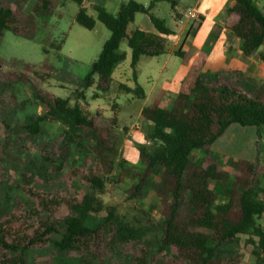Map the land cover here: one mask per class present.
I'll return each instance as SVG.
<instances>
[{"label":"trees","instance_id":"16d2710c","mask_svg":"<svg viewBox=\"0 0 264 264\" xmlns=\"http://www.w3.org/2000/svg\"><path fill=\"white\" fill-rule=\"evenodd\" d=\"M72 1L79 5V24L93 29L97 19L110 30V36L90 72L74 89L75 103L70 97L36 93L44 110L16 123L13 113L3 110L1 122L6 134L0 140V150L9 155L12 141L22 148L25 140L41 137L42 123L47 120L61 123L64 130L60 136L40 143L39 169L53 164L56 173L62 175L63 169L70 166L69 179L76 192L69 196L60 189L52 192L39 188L35 177L41 174L33 168H22L18 180L22 194L0 217V264H222V248L239 242L242 236H248L255 246L257 264H264L260 165L230 159L242 174L229 176L211 150L214 141L234 123L264 125V85L245 83L226 72L197 75L188 93L177 94V110L164 108L158 101L142 109V116L150 123L148 140L152 143L139 146L144 172L131 192L138 196L150 174L166 171L171 202L163 210L160 235L151 238L148 227L129 224L114 206L108 207L101 221H91L93 213L103 210L102 194L106 183L113 180L109 173L116 164L118 150L113 141L102 136L80 101H87V92L93 87L102 92L110 89L115 68L126 58L122 42L126 41L131 49L135 77L142 56L165 53L158 34L131 27L138 13L148 14L162 34H172L173 30L153 12L160 0L148 4L128 0L120 4L117 13L91 3L96 18L88 13L85 4L89 0ZM55 5L54 0H36L31 12L19 13L0 1V45L5 30L32 36L33 11L49 14ZM228 12L235 17L231 27L242 40L244 53H254L264 44V12L255 0H233ZM261 56L264 58V52ZM135 82V88L128 91L143 95V88ZM9 86L13 87L11 83ZM93 96L99 97L96 93ZM7 98L0 92L3 103ZM196 150L204 154V160L193 161ZM0 159H4L1 153ZM62 207L66 212L58 216ZM103 235L106 240L102 245ZM43 246L56 251L46 259L31 261L29 254Z\"/></svg>","mask_w":264,"mask_h":264},{"label":"rangeland","instance_id":"374dc122","mask_svg":"<svg viewBox=\"0 0 264 264\" xmlns=\"http://www.w3.org/2000/svg\"><path fill=\"white\" fill-rule=\"evenodd\" d=\"M9 4L17 12H31L36 0L19 3V0H0ZM55 6L51 13H35L33 11L35 28L32 36L19 35L12 30H5L0 45L2 73L0 75V92L7 95L3 103L0 100V140L5 137V128L1 122L3 110L13 113L14 123L24 120L28 115L37 114L44 110L43 103L36 97V93L49 94L72 98L73 91L82 79L90 72L92 62L99 56L103 44L110 35V30L99 20L93 29H87L76 21L79 5L72 0H54ZM125 2L128 0H118ZM144 3L149 0H136ZM263 11L264 0H255ZM191 0H180V7H187ZM91 1L86 2L88 13L96 18V11L91 7ZM110 11L114 5L107 6ZM171 2L164 1L156 15L165 18L169 23ZM264 12V11H263ZM143 14L139 13L138 18ZM139 20V19H138ZM134 22L131 27H135ZM121 49H130L126 41ZM160 57H145V60L157 62ZM13 87H10L9 84ZM127 90L113 87L108 92H102L93 87L88 90L87 101L80 103L86 112L95 120L102 136L113 141L117 148L116 164L109 173L112 181L106 183V190L102 194L103 210L93 213L92 222L101 221L108 212V207H116L119 214L131 225L146 226L150 229L151 238L161 233V216L167 203L171 202L170 184L166 171L160 169L147 177L145 189L138 196L131 190L144 172L139 146L150 145L148 140L150 123L142 116V103L134 94H127ZM99 97L95 98L93 94ZM114 117L116 120L114 121ZM44 133L41 137L27 139L18 148L15 141L8 146L10 154L0 150V217L4 216L12 207L16 198L22 194L18 186L22 168H33L37 175L35 186L47 191L65 192L74 196L76 189L71 185L67 166L62 175L56 173L55 165H48V169L41 168L40 143L60 136L64 125L57 121L47 120L42 123ZM22 151V152H21ZM213 152V151H212ZM216 156L217 154L213 152ZM218 157V156H217ZM205 159L200 150L192 154L193 161ZM78 161L80 158L75 157ZM126 160L124 165L122 160ZM203 159V160H204ZM221 170L229 176H237L241 170L232 161L219 158ZM261 176V175H260ZM230 178V177H229ZM261 177H259L260 184ZM225 182V180H224ZM215 181L211 182L213 186ZM224 199V195H221ZM66 212L62 207L57 215ZM264 226V216L260 219ZM105 237L100 240L103 245ZM255 246L248 241V236H242L240 241L222 248V264H257L254 253ZM56 250L52 247H39L29 254L31 261L48 258ZM174 251L173 254L174 255Z\"/></svg>","mask_w":264,"mask_h":264},{"label":"crops","instance_id":"0c3cea01","mask_svg":"<svg viewBox=\"0 0 264 264\" xmlns=\"http://www.w3.org/2000/svg\"><path fill=\"white\" fill-rule=\"evenodd\" d=\"M89 1L108 10V5H114L113 13H117L122 3L118 0ZM164 1L167 0L156 3L153 10L155 14ZM168 1L171 2V11L167 24L173 30L172 34L160 33L148 14L142 13L141 18H138V13L135 17L137 27L162 38L165 53L142 56L135 77L131 66V49H122L126 52V58L115 68L108 91L113 87L127 90L128 95L134 94L144 101L142 109L158 101L164 108L177 110V94L188 93L199 74L226 72L228 75H236L245 83L264 85V58L261 56L264 44L250 55L244 53L242 40L231 27L235 17L229 14L228 7L233 0H191L187 7H195L199 17L185 23L178 22V14L186 7H180V0ZM160 56H164V59L157 62L145 60V57ZM135 80L143 88V95L128 91L135 88ZM211 150L223 160L257 162L261 170L260 186L264 187V125L234 123L214 141Z\"/></svg>","mask_w":264,"mask_h":264},{"label":"built area","instance_id":"2783aa9c","mask_svg":"<svg viewBox=\"0 0 264 264\" xmlns=\"http://www.w3.org/2000/svg\"><path fill=\"white\" fill-rule=\"evenodd\" d=\"M199 17V12L195 7H186L179 11L178 22L185 23L187 20H193Z\"/></svg>","mask_w":264,"mask_h":264}]
</instances>
